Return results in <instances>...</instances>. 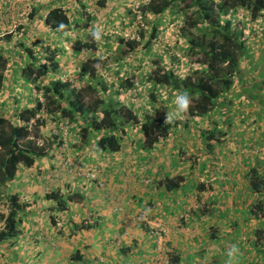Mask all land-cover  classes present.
<instances>
[{
	"label": "crops",
	"instance_id": "obj_1",
	"mask_svg": "<svg viewBox=\"0 0 264 264\" xmlns=\"http://www.w3.org/2000/svg\"><path fill=\"white\" fill-rule=\"evenodd\" d=\"M130 1L135 0H107V6L98 10L99 23L106 25L117 14L127 19L121 7ZM82 2L0 0V31L13 33L11 25L18 20L24 24V37H36V32H49L43 17L48 8L63 7L77 19ZM86 4L95 8L94 0ZM33 8L37 12L29 17ZM14 36L17 33L12 40L19 42ZM0 50L12 56L9 76L5 74L7 88L9 82L23 80L13 77L21 55L12 47L7 53L3 46ZM261 81L254 78L240 87L236 81L208 118L179 124L151 149L143 147L142 134L131 125L121 135L120 150L110 152L51 121L45 132L57 135L53 148L34 165L19 166L8 184L7 194L16 193L25 207L17 233L0 241V264H79L71 262L75 251L87 264H148L161 253L155 250L157 245L169 243L176 254H189L200 264H264V238L257 243L254 235L264 228V218L255 221L246 212L259 198L248 187V169L254 161L264 167V107L250 97ZM240 103L250 106L244 112ZM234 120L245 125H234ZM212 131L215 136L210 138ZM89 171L95 172V179L88 177ZM176 175H185L187 181L169 191L166 179ZM198 182L211 188L200 192ZM49 193H57L65 207L60 208L58 198L47 197ZM153 221L162 228L158 235L146 231V223ZM164 227L167 234L162 240ZM177 236L192 241L175 245L172 240ZM233 245L236 251L229 256ZM158 260L155 264H160Z\"/></svg>",
	"mask_w": 264,
	"mask_h": 264
},
{
	"label": "trees",
	"instance_id": "obj_2",
	"mask_svg": "<svg viewBox=\"0 0 264 264\" xmlns=\"http://www.w3.org/2000/svg\"><path fill=\"white\" fill-rule=\"evenodd\" d=\"M86 1L90 0H83V6L86 5ZM94 4L97 13L99 8L107 6V0H94ZM137 8L141 15V19H138L137 33L133 36L114 35L116 67L119 68L122 62L127 60V74L136 67L139 68L137 56L147 54L151 41L160 33L159 28L165 24V17L169 16H172L173 20L178 18L181 20L179 37L182 44L177 48H180L183 56L194 57L188 62L190 67L184 75L176 73L173 67H168L157 60L152 62L154 67L150 73H141L140 81L150 82L153 88H162L165 93V97L160 95L162 100L159 105L150 107L156 96L153 93L150 94L148 101L140 98L141 103L131 100L125 103L121 99H115V95L119 96L131 90H135L139 96L140 91L135 87L136 83L130 79L131 77L127 76L117 77L114 82L107 83L106 78L98 70L102 69L105 74H109L112 65L98 57L79 63L76 75L81 82L78 86L60 77L42 84V78L48 72L56 74L59 65L57 63L47 65L31 47H25V54L30 62L22 69L21 77L41 91L43 101L38 98L32 107L17 110L18 122L12 121L11 115L0 114V209L8 208L5 227L0 231V241L9 239L17 233L20 211L25 207V203L20 201L16 193L7 194L8 184L15 178L19 166L34 165L37 159L50 152L56 142V134L47 137L41 130L49 119L55 124L57 121H65L71 128L78 125L77 137H81L82 140H93L96 149L116 152L122 146L120 139L126 132V126L138 128L142 134L143 147L151 149L159 141L167 138L179 124L195 122L194 117L208 118L210 113L222 106L221 99L226 92L232 91L234 83L240 78L238 76L240 64L246 59L250 46L242 28L243 23H247L248 19L257 22L264 15V0H141ZM240 10H245L248 16H240ZM36 12L37 8H33L29 17L34 16ZM88 19L91 17L88 16ZM75 21L67 9L57 6L48 8L44 17V23L51 31L61 33L74 29ZM101 36L107 39L106 35ZM90 39L89 43L86 41L81 47L92 50L99 46L92 35ZM105 47L107 51L110 49L108 42ZM2 50L0 90L4 87L8 68V57ZM78 51L79 48H76L75 52ZM173 58L179 60L178 56L174 55ZM37 81L38 83L34 84ZM261 83L263 84L262 81ZM261 83H258L259 87ZM180 92H186L191 100L187 111L181 113L188 117L186 120H179V113L169 110L171 100L175 101L176 95ZM166 115L171 118L166 120ZM215 132H211L210 138L215 136ZM220 133V136H225L224 131ZM247 178L251 193L259 198L249 204L246 212L251 219L261 222L264 218L263 164L254 161L248 169ZM186 181L185 175L168 177L165 187L172 191L181 188ZM196 188L201 192L211 186L198 182ZM47 197L58 198L60 208L65 207L62 204L63 199L57 193H49ZM149 233L153 235V232ZM254 235L258 243L264 238V228H258ZM179 254L172 255L167 264L201 262L200 259L193 260L191 255ZM202 254L201 250L198 256L201 258ZM82 258L83 254L75 251L71 262L87 264Z\"/></svg>",
	"mask_w": 264,
	"mask_h": 264
},
{
	"label": "rangeland",
	"instance_id": "obj_3",
	"mask_svg": "<svg viewBox=\"0 0 264 264\" xmlns=\"http://www.w3.org/2000/svg\"><path fill=\"white\" fill-rule=\"evenodd\" d=\"M139 1L141 0H135L132 2L130 1V3L127 2L126 4L122 5L121 13L125 14L127 16V19L126 17H121V14H117V17H115L114 20L109 21L106 25L98 23L99 20L97 17L99 12L97 11L96 13V7H87V4L85 6L79 4L77 5L79 10V18H77L75 21L76 24L74 26V29L68 31L67 33L54 32L49 29V32L45 33L36 32L35 34L37 36L33 38H29L28 36L24 37V31L21 28L24 24L21 25L20 21L18 20L14 21L11 25L13 33L6 32L5 30L4 32L3 30L0 31V46H3L4 49H7L5 50L6 53L9 52L10 48L12 47L16 48V51H19L18 53H20L21 55V64L18 67L17 73L13 77L19 75L22 76V69L25 68L30 62V59L25 54L24 50L27 46L31 47L35 51V54L42 58V62L46 63L47 65H51L53 63H57L59 65L56 74L48 72L47 75L42 78V84L47 83V81L50 79L60 77L63 79H68L72 82L73 85L78 86L81 82L79 76L76 75V69L78 68L79 63L92 57H98L102 60H107L105 62L112 65L109 74H105L102 69L98 70L106 78L107 83L114 82L117 77L119 78L121 76H127L131 77L130 79L136 83L135 87L140 91L139 96H137V92L135 90H131L119 96L115 95V99H121V101L125 102L131 100L136 101L137 103H141L142 99L140 98L148 101L150 99V94L153 93L156 96L152 100L153 104H151L150 107H152V105H159L162 100L160 99V95L162 94L163 97H165V93L163 92L162 88H153L150 82L140 81L141 73H150L154 67L152 62L154 60H157L160 63L167 65L168 67H173L176 73L184 75L188 72V68L190 67L188 62H190L194 57L183 56V52L180 50V48H177L182 44V39L179 37V26L181 20L179 18L177 20H173L171 19L173 17L169 16L165 17L166 22L161 28H159L161 29L160 33L151 41L149 49L147 48V54L144 56H142L141 54L137 56V65L139 64V68L136 67L132 72H128L127 74V60L123 61L122 66H119V68L116 67L117 63L115 62L114 58L117 53L115 51L116 40L114 39V35L122 34L123 36H133L135 33H137L138 18L136 17L135 12H137L136 7L137 5H139ZM92 8L93 10H91ZM46 13L43 15V17H45ZM239 14H241L240 16H248L245 10H240ZM88 16L91 17V19H88ZM111 16H114V14H112ZM21 22L25 23L26 20H21ZM243 25L245 27H242L241 25L240 26L244 29V33L248 37V43L250 42V46L248 47V54L246 59L241 61L240 64V68L238 71V76L240 78L239 80H237L239 81L238 86L240 87L245 82L251 83L254 78L258 79L260 77L263 84L259 82L261 83V87L258 88L259 90L256 92V94H251L250 97L252 98V100H255L256 105L264 107V15L257 22H252L248 19L247 23L244 22ZM96 30H99L101 35H106L107 39H104L101 36V38L97 40L99 46L93 48L92 50H86L82 48L81 45H84V42L87 41L89 43L91 41L90 35ZM14 33H17V36H14V38L16 37V39H20V41L17 43L12 40ZM107 42L108 46H110V49L108 51L105 47ZM22 43H24L23 46H20V44ZM76 48H79L78 52H75ZM174 55L178 56L179 60L174 59ZM11 58L12 56L9 54V64L11 63ZM9 73L10 69L8 67L5 74L9 76ZM115 73H117V75H114ZM37 83L38 81L34 84ZM38 98L43 101L41 91L35 89L32 86V83L26 82L21 79L18 84H16V82H9L7 88L5 87L0 90V114L11 115L12 121L18 122L16 117L19 111L17 110L26 107H32L36 103V99ZM232 103L236 105L234 100H232ZM248 106L250 105L240 103L239 108L244 111V109H247ZM169 110L178 113L174 100H171ZM242 110L241 112L244 113L245 111L243 112ZM180 117H182L181 113H179V118ZM241 118L246 119L244 117ZM183 119L184 118L180 120ZM49 120L46 123V126L41 128L42 133L45 136H47L45 130H49ZM58 123L66 126L65 129L68 134L73 135V132H76L74 133V136H77V131L79 130L78 125L71 128L67 126L68 124L65 121H57V124ZM233 123L234 125H245L243 121L234 120ZM49 133L51 135V133L53 134L54 132L53 130H50ZM147 223L146 225H149L146 229L147 232H154V228L158 227L157 222L153 221V224ZM163 232L164 233L162 234V236H160L162 240L165 239L167 234L165 227L163 229ZM179 238H182V236H177V240L172 241L176 242L175 245L181 243V246H183L185 240H179ZM178 240L182 242H178ZM191 241L192 240H188L185 243ZM172 245L173 244L171 243H169V245H157L158 248H155V250L159 249L161 250V253L157 254L155 259L149 260L148 264H155L157 259H160L158 260L160 264H167L166 258L168 260L172 255H176V251H174L175 249L174 247L172 248ZM162 250L165 252H163ZM163 253L165 254V256H160L163 255Z\"/></svg>",
	"mask_w": 264,
	"mask_h": 264
},
{
	"label": "clouds",
	"instance_id": "obj_4",
	"mask_svg": "<svg viewBox=\"0 0 264 264\" xmlns=\"http://www.w3.org/2000/svg\"><path fill=\"white\" fill-rule=\"evenodd\" d=\"M93 39L99 40L101 38V33L99 30H96L91 33ZM175 104L177 108L178 113H182L187 111V109L190 107L191 100L189 95L186 92H180L179 94L176 95L175 97ZM171 117L169 115H166V120L170 119ZM236 251L235 246L233 245L229 250H228V255L231 256L234 252Z\"/></svg>",
	"mask_w": 264,
	"mask_h": 264
},
{
	"label": "built area",
	"instance_id": "obj_5",
	"mask_svg": "<svg viewBox=\"0 0 264 264\" xmlns=\"http://www.w3.org/2000/svg\"><path fill=\"white\" fill-rule=\"evenodd\" d=\"M143 1H145V0H143ZM137 7H138V5H137ZM135 13H136V17L138 19H141V15H140V12H139L138 8H137V12H135ZM88 177L91 178V179H95L96 178L95 172L89 171L88 172ZM7 213H8V208L7 207L0 209V231L3 230L4 227H5V220H6ZM158 231H159V225H158L157 228H155V231L153 233L158 235L159 234Z\"/></svg>",
	"mask_w": 264,
	"mask_h": 264
}]
</instances>
